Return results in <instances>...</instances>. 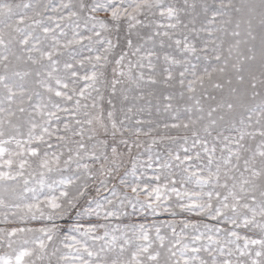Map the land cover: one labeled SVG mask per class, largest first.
<instances>
[{
    "label": "snow or ice",
    "instance_id": "obj_1",
    "mask_svg": "<svg viewBox=\"0 0 264 264\" xmlns=\"http://www.w3.org/2000/svg\"><path fill=\"white\" fill-rule=\"evenodd\" d=\"M0 225V264H264V0H0Z\"/></svg>",
    "mask_w": 264,
    "mask_h": 264
},
{
    "label": "rangeland",
    "instance_id": "obj_2",
    "mask_svg": "<svg viewBox=\"0 0 264 264\" xmlns=\"http://www.w3.org/2000/svg\"><path fill=\"white\" fill-rule=\"evenodd\" d=\"M160 218H161V219H168V218H170V217H168L167 215H163V216H161ZM0 227H3V225H0Z\"/></svg>",
    "mask_w": 264,
    "mask_h": 264
}]
</instances>
